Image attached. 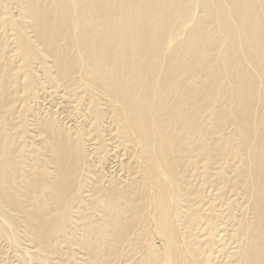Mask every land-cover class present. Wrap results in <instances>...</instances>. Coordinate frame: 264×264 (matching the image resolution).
<instances>
[{
  "label": "bare ground",
  "instance_id": "6f19581e",
  "mask_svg": "<svg viewBox=\"0 0 264 264\" xmlns=\"http://www.w3.org/2000/svg\"><path fill=\"white\" fill-rule=\"evenodd\" d=\"M0 264H264V0H0Z\"/></svg>",
  "mask_w": 264,
  "mask_h": 264
}]
</instances>
